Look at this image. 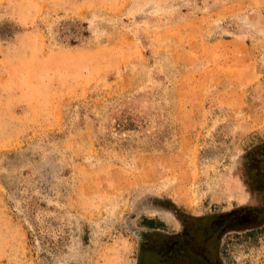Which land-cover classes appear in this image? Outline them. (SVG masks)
<instances>
[{"label": "rangeland", "instance_id": "obj_1", "mask_svg": "<svg viewBox=\"0 0 264 264\" xmlns=\"http://www.w3.org/2000/svg\"><path fill=\"white\" fill-rule=\"evenodd\" d=\"M153 240L264 264V0H0V264Z\"/></svg>", "mask_w": 264, "mask_h": 264}, {"label": "flooded vegetation", "instance_id": "obj_2", "mask_svg": "<svg viewBox=\"0 0 264 264\" xmlns=\"http://www.w3.org/2000/svg\"><path fill=\"white\" fill-rule=\"evenodd\" d=\"M152 225V227L157 226L158 227V223H150ZM170 237V236H169ZM156 240H153L150 243V247H148V249H146L148 252V254L151 255L150 259L152 261L153 264H181L178 263L179 260H184V261H191L193 264H203L200 260L201 258L204 259V261H206L207 263H210L209 261L211 260L209 258V254L208 253H204L201 254V258H197L196 260L194 259H188L189 257H185L183 256V254H181L180 252L178 253L177 251H174L173 247H165L164 251L161 252L159 250H157L156 248ZM170 241L168 242V245L170 246ZM152 249V250H151ZM184 264V263H183Z\"/></svg>", "mask_w": 264, "mask_h": 264}]
</instances>
